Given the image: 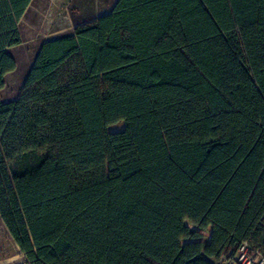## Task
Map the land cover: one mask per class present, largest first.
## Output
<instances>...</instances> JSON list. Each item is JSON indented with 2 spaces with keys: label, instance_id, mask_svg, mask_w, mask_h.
I'll list each match as a JSON object with an SVG mask.
<instances>
[{
  "label": "trees",
  "instance_id": "16d2710c",
  "mask_svg": "<svg viewBox=\"0 0 264 264\" xmlns=\"http://www.w3.org/2000/svg\"><path fill=\"white\" fill-rule=\"evenodd\" d=\"M33 1L0 0V93ZM114 6L39 43L23 96H0L5 229L30 264L264 256V0Z\"/></svg>",
  "mask_w": 264,
  "mask_h": 264
},
{
  "label": "rangeland",
  "instance_id": "374dc122",
  "mask_svg": "<svg viewBox=\"0 0 264 264\" xmlns=\"http://www.w3.org/2000/svg\"><path fill=\"white\" fill-rule=\"evenodd\" d=\"M118 0H34L28 12L19 21L18 32L21 44L8 49L7 53L15 59L14 72L4 77V89L1 101H14L23 96L24 82L32 65L33 56L39 43L62 37L73 36L74 28L107 16ZM80 67L79 58L69 61L61 70L65 75L75 74ZM122 122L110 126V133L124 129ZM187 226L197 230L194 226ZM209 229L202 231L203 241ZM0 264H30L25 255L17 248L15 242L5 229L0 218Z\"/></svg>",
  "mask_w": 264,
  "mask_h": 264
},
{
  "label": "built area",
  "instance_id": "2783aa9c",
  "mask_svg": "<svg viewBox=\"0 0 264 264\" xmlns=\"http://www.w3.org/2000/svg\"><path fill=\"white\" fill-rule=\"evenodd\" d=\"M209 237L210 231L206 234L204 241H207ZM213 264H264V256L258 251L252 250L247 244H242L233 256L229 255Z\"/></svg>",
  "mask_w": 264,
  "mask_h": 264
}]
</instances>
